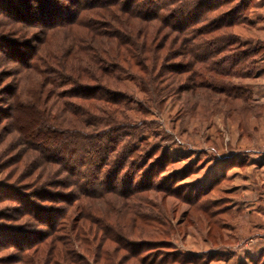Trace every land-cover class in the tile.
<instances>
[{
  "label": "rangeland",
  "instance_id": "rangeland-1",
  "mask_svg": "<svg viewBox=\"0 0 264 264\" xmlns=\"http://www.w3.org/2000/svg\"><path fill=\"white\" fill-rule=\"evenodd\" d=\"M183 1L202 3V0ZM221 1L224 5L211 18L220 24L236 15L240 20L235 26L216 32L214 36L220 40L214 41L213 47L220 48L227 40L235 42L228 37L234 35L247 45L244 50L258 49L255 56L244 63L248 78H230L241 97H228L206 84L192 90L188 73L167 88L166 97H155L142 93L130 76L117 74L136 96L135 111L123 114L130 120L145 117L143 125H147L146 133L152 136L151 144L161 148L149 166L157 167L153 182L160 187L165 185L166 189L158 187L130 201L115 194L107 199L79 195L68 175L52 162L55 156L49 151L43 154L27 142L33 129L31 114L36 112L27 109L25 114L17 111L13 118L9 117L13 110L7 108V86L23 78L28 94L42 80L32 71L22 72L23 77H20V70L10 62L0 68V264H28L21 261L24 254L33 255L36 249H43L45 259L35 257L29 264H58L48 251L53 241L59 246L56 255H69L72 251L75 256L83 257L84 264H94L93 255H87L90 253L87 244L91 253L96 252V258L106 251L124 257L126 252H119L115 240L101 244L99 239L104 236L101 232L93 239L96 226L81 215V207L104 217L115 230L128 235L129 241L144 247L138 259L128 256L131 260L127 264H141L143 259L149 264H264V0H246L242 12L236 11L241 0L232 3L215 0V7ZM187 3L184 4L189 5ZM191 12L192 9H183L182 16L187 18ZM194 29L198 31L196 39L205 56V43L214 36H205L202 24ZM1 32L14 41L25 40V36L2 17ZM56 33V41L61 43L60 38L66 32ZM157 34L166 49H174L173 59L167 64L188 61L187 55L177 57L179 50L184 51L177 34L169 30ZM229 58L233 63L237 61L235 55ZM177 87L182 89L181 94L176 91ZM149 99H158L159 105L151 106L147 103ZM42 101L39 109L53 119L47 126L54 131L76 127L71 124L75 117L68 109L71 103L80 105V101L54 96ZM139 104L146 115L137 112ZM99 105L102 110L95 113L99 116L116 110L114 106ZM31 142L34 146L40 144ZM40 145L47 150L59 149ZM165 153L171 159L166 164L161 159ZM70 162L74 164L73 160ZM137 163V160L132 161V166H128L126 172L130 178L127 182L121 179L124 187H120L131 190L133 186L125 184L139 183L144 174L138 171ZM87 183L96 191L102 190L103 184L92 180ZM197 192L201 196L195 201ZM133 204L141 211L142 218L134 214ZM37 209L44 211L41 214L46 226L31 213ZM61 215L65 220L60 225L55 222L56 228L50 229L49 225L54 219L59 221ZM40 233L47 235L42 246L31 248L30 252L19 250L39 238ZM66 242H69L68 247ZM47 253L50 256L47 257Z\"/></svg>",
  "mask_w": 264,
  "mask_h": 264
},
{
  "label": "trees",
  "instance_id": "trees-1",
  "mask_svg": "<svg viewBox=\"0 0 264 264\" xmlns=\"http://www.w3.org/2000/svg\"><path fill=\"white\" fill-rule=\"evenodd\" d=\"M228 1L232 3L236 0ZM190 2L0 0V17L10 22L25 36L23 41H14L3 34L4 32L0 33V68L10 62L20 70V77L24 74L22 72L32 71L42 80L37 88L28 94L25 92L23 78L20 82L7 86L9 93L7 108L13 110L8 116L13 118L15 112H27V109L36 112L31 114L33 129L27 142L32 144V147L38 148L41 153L48 154L49 151L55 156L52 162L58 164L68 175L71 186L79 195L91 194L96 199H107L115 194L130 201L140 194L149 193L160 187L153 182L157 167L149 166V162L161 148L151 144L152 136L146 133L147 125H143L145 117L140 120H130L123 114V112L135 111L133 101L136 96L122 77L117 75L118 73L130 76L132 81L138 83L142 93L152 94L155 97H166L167 88L173 87L180 80L179 77L187 73L190 74L192 90L206 84L228 97L242 96L238 93L240 90L230 83V78H248L249 74L245 75L244 63H247L252 55L255 56L258 49L244 50L247 45L240 43L234 35L228 37H232L235 42L227 40L222 47L214 48L212 45L214 41L220 40L214 36L216 32L235 26L240 17L236 15L233 19L220 24L216 19L211 18V15L224 5L223 1L216 7L215 0H202L200 4L197 1ZM245 5L246 0H241L236 11H244ZM186 8L192 9L187 18L182 16L183 9ZM224 17L228 16L224 15ZM201 24L204 26L205 36L210 38L214 36L209 39L208 44L205 43L207 48L203 53L205 56L201 54V44L196 39L198 31L194 29ZM164 30L177 34L180 47L184 53L186 52L184 54L179 50L178 53H181L177 57L187 55L188 61L167 64L175 53L174 49H166L163 40H159L157 33ZM60 31L66 32V35L60 38L61 43L56 41L58 34L56 32ZM225 53L229 55L224 56ZM232 55L237 57L235 63L230 61L229 56ZM220 77H224L226 81ZM64 88L69 89L60 93L59 91ZM176 91L180 94L183 92L180 87H177ZM49 96L69 97L81 102L80 105L71 103L68 109L76 119L71 120V124L76 127L54 131L53 127L47 126L48 123L53 122V119L39 109V106L43 104L42 100ZM100 103L107 107L114 106L116 110L99 116L95 113L102 110ZM147 103L157 106L159 100L149 99ZM138 108L137 112L140 115L147 114L141 104ZM112 132L115 135L111 134ZM30 139L41 145L34 146ZM39 145L43 147L49 145L59 149L47 150ZM161 159L165 164L171 160L166 153ZM70 160H73L74 164H71ZM136 160L138 171L144 175L139 178L137 185H134L135 181L129 185L124 183L125 186H133L131 190L124 189L122 180L127 182L130 178L126 170L128 166H132L131 162ZM159 173L162 174L163 170ZM91 180L96 184H103L102 190L92 189L93 185L89 186L87 183ZM160 188L166 190L165 185ZM197 194L195 201L201 196L200 192ZM54 197L53 195L52 198ZM134 205V214L142 218L141 211L138 212ZM81 210V215L96 226V232L93 233L94 240L101 232L104 235L99 239L101 244L106 243L107 240H115L118 242L119 252H126L124 257L119 258L118 254L112 255L106 251L105 255L98 254L96 258V252L91 253L92 249L87 244V250L90 252L87 255H93L94 264H127L129 260L138 259L143 253L142 245H135L129 241L128 235L115 230L104 217L94 214L85 207H81ZM36 211L31 213L46 226L44 215L41 214L44 211L39 210L40 215ZM63 220L65 219L61 215L59 221L54 219L49 228L55 229ZM37 236L39 238L32 239L19 250L30 252L31 248L42 246L47 235L40 233ZM64 244L68 247L69 242ZM58 248L59 246L57 247L53 241L48 250L55 263L84 264L86 262L83 257L75 256L72 251L68 253L69 255L63 253L56 255ZM44 255L43 249H36L33 255L25 253L21 261L29 264L31 259L35 257L43 259ZM50 255L47 253V257ZM147 263L144 259L141 261V264Z\"/></svg>",
  "mask_w": 264,
  "mask_h": 264
}]
</instances>
